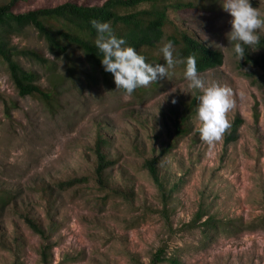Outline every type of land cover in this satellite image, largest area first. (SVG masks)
Returning <instances> with one entry per match:
<instances>
[{"label": "rangeland", "instance_id": "obj_1", "mask_svg": "<svg viewBox=\"0 0 264 264\" xmlns=\"http://www.w3.org/2000/svg\"><path fill=\"white\" fill-rule=\"evenodd\" d=\"M105 1L28 0L11 13ZM221 2L167 0L193 9L169 8L164 34L184 33L221 53V65L199 76L205 86L231 89L230 127L208 144L192 118L188 135L164 156L174 119L200 94L187 87L183 67L125 95L92 71L76 48L54 55L33 27L0 30L9 48L46 61L13 58L37 75L41 89L58 87L51 108L20 97L0 64V264H155L157 255L164 259L159 264H264V53L246 48L237 62ZM249 2L264 20V0ZM7 4L0 0V7ZM256 31L264 38V26ZM165 42L148 51V62L162 60ZM245 56L256 65L246 64ZM237 117V140L224 148ZM97 151L115 161L102 178L95 174ZM153 159L160 187L145 166ZM78 179L86 183L57 188ZM25 219L51 227L49 241L43 243ZM207 219L216 230L202 231Z\"/></svg>", "mask_w": 264, "mask_h": 264}, {"label": "trees", "instance_id": "obj_2", "mask_svg": "<svg viewBox=\"0 0 264 264\" xmlns=\"http://www.w3.org/2000/svg\"><path fill=\"white\" fill-rule=\"evenodd\" d=\"M27 1L8 0L7 6L0 7V30L33 27L38 37L46 44L48 51L54 55H65L68 48L74 47L87 59L91 70L95 71L105 82H113V78L110 73L103 70L100 64L101 54L93 43L96 34L89 24V21L93 19L109 22L114 35L123 38L126 46L134 48L138 54L145 58L146 63L164 64L163 58L162 60L155 58L151 59L150 62L147 61L149 58L148 51L155 49L163 40L172 42L174 58L185 60L187 57L193 56L196 60L198 74L218 67L222 62L221 53L209 49L184 33L175 32L165 37L164 30L168 24L170 25L167 17L169 8L179 11L192 10L193 7L190 4L176 3L172 5L167 4V0H106L100 6H78L65 3L55 8L34 9L24 14L15 15L11 13L15 6L17 7L18 4ZM253 49L264 53V38H260ZM15 56H23L36 64L46 65V61L37 53L31 51L16 52L9 48L0 37V64L7 68L18 95L38 99L51 108L52 98L58 87H53V92L41 89L37 85V75L22 70L19 64L13 60ZM244 62L253 66L256 65L257 61L250 56H245ZM178 66L185 68L184 63H180ZM70 70H74L72 66H70ZM69 78L74 82L75 77L72 75V71L69 73ZM261 79L264 80V75ZM198 95L196 93L189 104L184 106L180 115L174 119L172 138L160 152L161 156L169 153L180 138L188 135L189 125L197 106ZM241 124V119L237 117L231 125L230 132L224 138V148L237 140V130ZM154 164H156L155 159L148 161L145 164L146 170L154 184L160 187ZM114 165L115 161L108 160L99 151L96 152L95 174L97 178H102L103 173ZM85 183L86 179L72 180L57 185V188L64 191ZM1 202L3 204V201ZM24 223L43 243L49 241L51 227L43 229L29 219H25ZM201 225L203 232L208 229L209 231L216 230L214 219H207ZM163 261L164 259L157 255L154 263L159 264ZM169 261L172 264H178L174 259Z\"/></svg>", "mask_w": 264, "mask_h": 264}, {"label": "clouds", "instance_id": "obj_3", "mask_svg": "<svg viewBox=\"0 0 264 264\" xmlns=\"http://www.w3.org/2000/svg\"><path fill=\"white\" fill-rule=\"evenodd\" d=\"M220 6L230 17L226 37L230 51L238 62L244 57L246 48L251 49L259 42L256 30L264 26V20L249 0H222ZM89 24L96 34L93 43L101 54L100 64L105 72L111 74L115 90L131 95L134 90L164 78L175 65L184 63L183 76L188 82L187 87L200 91L193 117L198 123L200 139L211 144L230 127L226 113L234 106L231 89L217 84L205 86L197 73L193 56L185 60L174 58L173 44L167 41L159 49L164 64H149L134 48L126 46L123 38L114 35L109 22L93 19ZM172 102L175 103L174 100Z\"/></svg>", "mask_w": 264, "mask_h": 264}]
</instances>
